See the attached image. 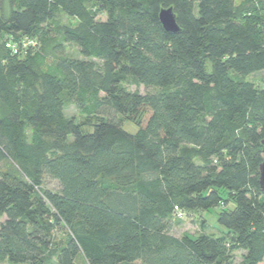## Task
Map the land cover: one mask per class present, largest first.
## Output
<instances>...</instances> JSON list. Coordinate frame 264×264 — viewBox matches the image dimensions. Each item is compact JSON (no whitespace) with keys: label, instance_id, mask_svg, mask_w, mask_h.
Instances as JSON below:
<instances>
[{"label":"trees","instance_id":"1","mask_svg":"<svg viewBox=\"0 0 264 264\" xmlns=\"http://www.w3.org/2000/svg\"><path fill=\"white\" fill-rule=\"evenodd\" d=\"M9 1L0 13V263L264 264V87L245 79L264 70V16L251 27L248 0ZM167 7L175 33L159 21ZM61 14L74 19L59 26L62 42L80 57L42 48ZM24 37L41 48L21 57L5 47ZM68 100L82 121L66 115ZM175 207L213 210L224 230L175 236Z\"/></svg>","mask_w":264,"mask_h":264},{"label":"rangeland","instance_id":"2","mask_svg":"<svg viewBox=\"0 0 264 264\" xmlns=\"http://www.w3.org/2000/svg\"><path fill=\"white\" fill-rule=\"evenodd\" d=\"M9 8H10L9 0H0V13H4V14L7 13ZM242 10L244 13H246L245 15L250 14L249 20H251L252 22L251 27H254L256 23L260 25V20H258V17L259 15L264 16V4H261L257 0H248V2H246L242 6ZM105 17H106V14L104 11L98 12V15H97L98 19H105ZM66 21L74 22V19H70L66 17L65 15L61 14L58 16V18L55 21L51 23L50 25L51 31L48 32L47 36L44 38L45 41L42 44V48L46 49L47 52L51 55L63 54V55H68L72 57H80L81 55L78 51V48L72 43L62 42V39L60 37L59 26L63 22H66ZM260 30L262 31V29ZM255 32H259L257 28ZM22 40L23 39L17 42L19 51L18 53H16V54L21 55V57H24V54L27 53L29 48L32 49L30 51L41 48L40 45H38L36 38L30 39L27 43L22 42ZM206 68H207V71H210V66H207ZM245 79L248 81L249 80L252 81L257 87L262 88L264 87V70L248 75L245 77ZM124 86L130 91H138V92L147 91V89L143 85H137L132 81L124 83ZM65 113L66 115L75 118V120L79 122L82 121L84 118L79 113L76 106L70 100L67 101V104L65 107ZM122 127L129 133H134L137 130V125L133 121L127 120V119L123 120ZM45 187L49 189H55L57 188V183L54 180L46 179ZM227 204L232 205V201L228 200ZM213 213H214L213 210L207 211V212L205 211H186L185 210L183 211V214L181 217L177 216V218H174L173 220L170 221L169 232L175 236H181L183 234H188L190 236H196L202 232H211L212 227L215 230H218V229L224 230L222 226H220L219 224L215 222ZM3 219H4V216H0V222ZM53 233L55 235L54 237L58 240H63L66 237V232L62 227H58L57 229L54 230ZM242 256H243L242 251L238 250L233 254L232 260L237 262L242 258ZM78 263L84 264L81 258H79ZM0 264H13V263L4 261ZM50 264H55V262L52 261Z\"/></svg>","mask_w":264,"mask_h":264},{"label":"water","instance_id":"3","mask_svg":"<svg viewBox=\"0 0 264 264\" xmlns=\"http://www.w3.org/2000/svg\"><path fill=\"white\" fill-rule=\"evenodd\" d=\"M158 17L165 31L169 33H175L179 30V27L176 22V16L173 12L172 7L161 8ZM261 144H262V152L264 155V139L261 141ZM258 173H259V184L261 190L264 192V156L262 162L259 165Z\"/></svg>","mask_w":264,"mask_h":264},{"label":"built area","instance_id":"4","mask_svg":"<svg viewBox=\"0 0 264 264\" xmlns=\"http://www.w3.org/2000/svg\"><path fill=\"white\" fill-rule=\"evenodd\" d=\"M22 39H23L22 42L27 43V42H28L30 39H32V38L24 37V38H22ZM34 41H35V40H34ZM30 44H31V42H30ZM32 44H34V43H32ZM27 46H29V45H27ZM5 47L8 48V49H10L11 52L14 53V54L18 53V51H19L18 44L15 43V42H12V41H7V42L5 43ZM174 210H175L174 213H175L177 216H180V217L182 216L183 213H182V211L179 210V208L175 207Z\"/></svg>","mask_w":264,"mask_h":264}]
</instances>
